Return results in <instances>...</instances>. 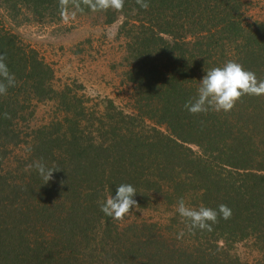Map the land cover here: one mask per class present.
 Returning a JSON list of instances; mask_svg holds the SVG:
<instances>
[{
  "label": "trees",
  "instance_id": "16d2710c",
  "mask_svg": "<svg viewBox=\"0 0 264 264\" xmlns=\"http://www.w3.org/2000/svg\"><path fill=\"white\" fill-rule=\"evenodd\" d=\"M147 2V10L125 0L120 12L96 11L106 23L119 13L127 20L132 111L108 99L95 116L79 99L66 101L65 116L45 124L13 166L4 163L24 140L17 125L27 121L32 98L59 92L37 50L0 29V53L15 75L0 95V264H241L221 238L253 237L264 248V95H244L230 112L193 115L183 107L206 71L230 60L264 80V19L248 21L242 0ZM0 5L31 23L92 11L82 0ZM38 160L59 168L54 179L44 183L27 169ZM122 183L136 188L141 207L156 193L173 208L169 235L155 222L123 227L102 213L99 202ZM181 198L195 209L225 204L232 216L212 231H189L176 211Z\"/></svg>",
  "mask_w": 264,
  "mask_h": 264
},
{
  "label": "rangeland",
  "instance_id": "374dc122",
  "mask_svg": "<svg viewBox=\"0 0 264 264\" xmlns=\"http://www.w3.org/2000/svg\"><path fill=\"white\" fill-rule=\"evenodd\" d=\"M242 2L248 21L264 19V0ZM105 19L103 13L91 11L81 16L66 13L51 23L23 22L20 18L15 21L0 5V29L15 34L24 44L37 50L52 68L51 86L59 92L51 99L32 98L27 121L17 125L24 140L11 148V155L4 163L6 166H13L17 158L27 155L33 136H37L45 124L65 116L66 101L72 103L79 99L95 116L104 114L108 99L124 111H132L134 88L125 75L132 62V58L127 60V20L121 13L110 23ZM61 93L70 100L63 99ZM74 106L78 105L74 103ZM150 197L143 207H134L120 225L127 227L133 222L147 220L162 227L169 226L173 208L165 205L156 193ZM163 232L170 234L166 227ZM224 239L218 242L221 249L241 264H256L264 257L261 242L253 237Z\"/></svg>",
  "mask_w": 264,
  "mask_h": 264
},
{
  "label": "clouds",
  "instance_id": "9594fccd",
  "mask_svg": "<svg viewBox=\"0 0 264 264\" xmlns=\"http://www.w3.org/2000/svg\"><path fill=\"white\" fill-rule=\"evenodd\" d=\"M61 3H67V0H61ZM82 3L94 12H107L110 9L120 12L125 0H82ZM136 3L145 10L149 7L147 0H136ZM4 60L5 55L0 53V95H6L8 88L15 86V75L9 72ZM244 95H264V80H258L253 71L246 70L240 63L230 60L223 66L207 70L200 80L197 95L185 102L183 107L193 115L207 113L209 110L230 112ZM4 115L5 118H10L8 113ZM33 168L44 183L54 179L53 172L59 170L56 167L48 168L39 160L27 166L29 170ZM137 192L131 184L122 183L118 185L115 196L110 195L99 202L100 210L105 216L122 221L134 207L138 208L139 205L133 198ZM176 211L187 222L189 231H212V226L218 223L220 218L228 220L232 216V210L225 204H220L218 210L204 206L195 209L186 206L183 198L178 201ZM182 235L183 232L179 233L178 238Z\"/></svg>",
  "mask_w": 264,
  "mask_h": 264
}]
</instances>
